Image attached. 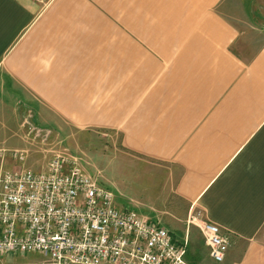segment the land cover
Instances as JSON below:
<instances>
[{
	"label": "crops",
	"instance_id": "crops-1",
	"mask_svg": "<svg viewBox=\"0 0 264 264\" xmlns=\"http://www.w3.org/2000/svg\"><path fill=\"white\" fill-rule=\"evenodd\" d=\"M36 119L119 137L145 200L117 205L187 239L189 264H264V0H0V169L45 170Z\"/></svg>",
	"mask_w": 264,
	"mask_h": 264
},
{
	"label": "built area",
	"instance_id": "built-area-1",
	"mask_svg": "<svg viewBox=\"0 0 264 264\" xmlns=\"http://www.w3.org/2000/svg\"><path fill=\"white\" fill-rule=\"evenodd\" d=\"M36 129L35 140L49 137ZM101 177L65 154L42 172L0 169V264L9 255H38L44 264H189L187 239L180 244L159 223L119 207ZM200 228L210 257L223 263L229 238L213 223Z\"/></svg>",
	"mask_w": 264,
	"mask_h": 264
},
{
	"label": "rangeland",
	"instance_id": "rangeland-1",
	"mask_svg": "<svg viewBox=\"0 0 264 264\" xmlns=\"http://www.w3.org/2000/svg\"><path fill=\"white\" fill-rule=\"evenodd\" d=\"M35 124L28 121L29 129L36 126L39 132L49 134L45 141L40 142V139L36 143H31L37 155L41 151L40 157L50 161L56 155L65 154L70 161H77L89 174L101 173L102 183L113 191L119 205L132 209L136 206L135 202L143 203L145 195L139 177L135 176V172L126 169L127 166L121 161L123 150L119 137L100 131L85 133L80 137L61 131L53 133L52 128L49 126L45 128L37 119ZM29 153L28 149L20 151L19 155L23 156L21 159L24 160L18 158L17 161L24 164ZM187 225L190 227L189 223ZM202 244L207 245L204 237ZM4 261H6L4 264H44V259L38 255L26 257L9 255Z\"/></svg>",
	"mask_w": 264,
	"mask_h": 264
}]
</instances>
